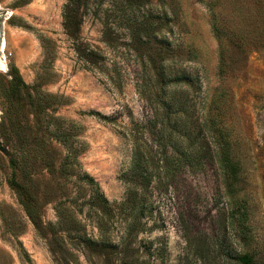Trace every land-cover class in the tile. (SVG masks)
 Here are the masks:
<instances>
[{
    "label": "rangeland",
    "instance_id": "1",
    "mask_svg": "<svg viewBox=\"0 0 264 264\" xmlns=\"http://www.w3.org/2000/svg\"><path fill=\"white\" fill-rule=\"evenodd\" d=\"M66 1L0 0V264H264V0H89L80 41L103 73L78 62ZM149 53L188 79L194 148L144 130L133 153V124L159 108ZM10 65L50 132L12 93ZM20 150L35 222L8 184Z\"/></svg>",
    "mask_w": 264,
    "mask_h": 264
},
{
    "label": "trees",
    "instance_id": "2",
    "mask_svg": "<svg viewBox=\"0 0 264 264\" xmlns=\"http://www.w3.org/2000/svg\"><path fill=\"white\" fill-rule=\"evenodd\" d=\"M88 6L89 0H67L62 9V29L65 36L70 41L71 48L76 54V58L81 64L82 68L89 71L103 73L102 68L104 66V59L99 50L92 45L84 44L80 41V26L82 23V18L87 12ZM146 21L147 16L143 15L138 24L140 27L139 30L146 29ZM43 40L44 39H42V41ZM138 59L141 62L142 69L145 70L146 79L143 80V86L151 85V88L154 89L156 99L155 102L159 104V108H152L150 119L148 121L142 124H133V153L137 155L140 150V146L137 144L136 135L142 133L144 130L163 136L170 128L171 133L168 135V139L166 140L167 144L173 143L174 134H176L181 137H186L187 140H189V147L194 148V142L197 138L192 137L193 131L187 125V121L182 120L184 113H186L187 105L191 101L189 96L186 95L188 91L187 77L182 73L180 75L176 74L174 76H170L166 61H155V58L151 53L145 57H139ZM7 74L10 77L9 84L11 85L12 93L23 94L26 96V98L29 100V110L32 113L35 123L40 127V129L43 127L44 130L50 132L49 130L51 129V126L49 124L42 126V124L45 123L43 122V118H46L47 115L43 110V106L37 102L38 95L36 94V86H28L23 81L18 69L14 65H10ZM160 108L163 110L162 115L160 114L161 118L158 116V110ZM94 114L106 122L113 123L108 117L102 116L98 113ZM171 115L175 116L174 122L169 120ZM51 134L55 140H59V135H57L54 131H52ZM210 138V135H205V139L208 141V144L211 143ZM23 152V150H20L19 152H16V154H13L9 159L11 173L8 179V184L10 188L16 193L19 203L28 214L30 220L35 222L28 184H26L30 179H27L24 172H22L23 166H25L26 163V156ZM67 159H69V156H65L63 161L65 162ZM64 162L60 164L61 168H67V166L73 164L72 160L68 164H65ZM137 166L138 165L136 163V168ZM62 170H65V168ZM81 180L94 189L93 194L98 196L96 200H99L100 202L101 200L106 202L102 195H98V186L91 177H89L86 173H82ZM237 262L238 264H250L251 259L248 256H243L239 257ZM203 264L221 263L213 261Z\"/></svg>",
    "mask_w": 264,
    "mask_h": 264
},
{
    "label": "bare ground",
    "instance_id": "3",
    "mask_svg": "<svg viewBox=\"0 0 264 264\" xmlns=\"http://www.w3.org/2000/svg\"><path fill=\"white\" fill-rule=\"evenodd\" d=\"M2 42H4V41H2ZM3 44H4V43H3ZM3 44H2V45H3ZM0 67H2V69H3V63H1V66H0Z\"/></svg>",
    "mask_w": 264,
    "mask_h": 264
}]
</instances>
